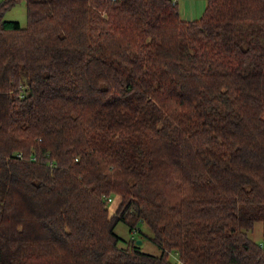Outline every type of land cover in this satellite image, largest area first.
I'll use <instances>...</instances> for the list:
<instances>
[{
  "label": "trees",
  "instance_id": "trees-1",
  "mask_svg": "<svg viewBox=\"0 0 264 264\" xmlns=\"http://www.w3.org/2000/svg\"><path fill=\"white\" fill-rule=\"evenodd\" d=\"M172 252L264 264V0H1L0 264Z\"/></svg>",
  "mask_w": 264,
  "mask_h": 264
},
{
  "label": "rangeland",
  "instance_id": "rangeland-1",
  "mask_svg": "<svg viewBox=\"0 0 264 264\" xmlns=\"http://www.w3.org/2000/svg\"><path fill=\"white\" fill-rule=\"evenodd\" d=\"M1 1V0H0ZM183 10V4L185 0H178ZM5 18L19 20L23 25L27 22V13H26V4L25 1H21L17 3L15 6L9 8L5 13ZM111 211L114 212L115 208L113 207V203L110 205ZM137 231H131L128 223L120 220L116 226V231L122 236L125 240H130L131 238H136V240L141 239L140 242L141 248L144 251L158 254L160 253V248L151 240L152 229L144 222H140L137 225ZM249 236L255 241H261L263 238V223L261 221H257L254 227L248 231ZM124 243V242H123ZM179 258L177 253L172 252L170 254V261L173 264L178 262Z\"/></svg>",
  "mask_w": 264,
  "mask_h": 264
},
{
  "label": "crops",
  "instance_id": "crops-1",
  "mask_svg": "<svg viewBox=\"0 0 264 264\" xmlns=\"http://www.w3.org/2000/svg\"><path fill=\"white\" fill-rule=\"evenodd\" d=\"M207 0H185L183 4L182 15L186 19L199 18L206 7Z\"/></svg>",
  "mask_w": 264,
  "mask_h": 264
},
{
  "label": "water",
  "instance_id": "water-1",
  "mask_svg": "<svg viewBox=\"0 0 264 264\" xmlns=\"http://www.w3.org/2000/svg\"><path fill=\"white\" fill-rule=\"evenodd\" d=\"M142 240L141 239H138L137 242L140 243Z\"/></svg>",
  "mask_w": 264,
  "mask_h": 264
},
{
  "label": "built area",
  "instance_id": "built-area-1",
  "mask_svg": "<svg viewBox=\"0 0 264 264\" xmlns=\"http://www.w3.org/2000/svg\"><path fill=\"white\" fill-rule=\"evenodd\" d=\"M175 1H178V0H175Z\"/></svg>",
  "mask_w": 264,
  "mask_h": 264
}]
</instances>
